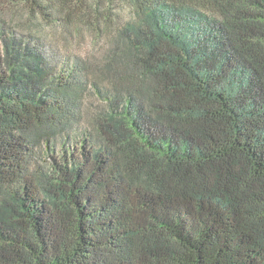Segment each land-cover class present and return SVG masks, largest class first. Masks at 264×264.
Instances as JSON below:
<instances>
[{"label": "trees", "instance_id": "trees-1", "mask_svg": "<svg viewBox=\"0 0 264 264\" xmlns=\"http://www.w3.org/2000/svg\"><path fill=\"white\" fill-rule=\"evenodd\" d=\"M129 2L91 69L0 15V264H264V0Z\"/></svg>", "mask_w": 264, "mask_h": 264}, {"label": "rangeland", "instance_id": "rangeland-1", "mask_svg": "<svg viewBox=\"0 0 264 264\" xmlns=\"http://www.w3.org/2000/svg\"><path fill=\"white\" fill-rule=\"evenodd\" d=\"M0 15L21 32L33 29L45 43L56 48L61 63L76 62L91 69L101 64L110 48L105 27L109 30L123 24L131 17L132 8L129 0H65V29L48 9L30 11L27 5L14 0H0ZM93 75L89 78L93 79ZM84 99V111L91 113L96 102L90 93Z\"/></svg>", "mask_w": 264, "mask_h": 264}]
</instances>
